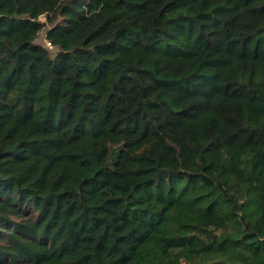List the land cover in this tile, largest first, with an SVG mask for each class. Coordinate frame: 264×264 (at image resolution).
<instances>
[{
    "label": "trees",
    "instance_id": "obj_1",
    "mask_svg": "<svg viewBox=\"0 0 264 264\" xmlns=\"http://www.w3.org/2000/svg\"><path fill=\"white\" fill-rule=\"evenodd\" d=\"M181 253L264 264V0H0V264Z\"/></svg>",
    "mask_w": 264,
    "mask_h": 264
},
{
    "label": "rangeland",
    "instance_id": "obj_2",
    "mask_svg": "<svg viewBox=\"0 0 264 264\" xmlns=\"http://www.w3.org/2000/svg\"><path fill=\"white\" fill-rule=\"evenodd\" d=\"M40 19L46 20V17L42 16ZM45 39H46L45 38V32L42 31L40 34V37L38 38V42H40L41 44H45V41H46ZM179 261H180V264H196L200 260L195 259L192 256H188L186 254L181 253L179 255ZM207 261H208V259H207Z\"/></svg>",
    "mask_w": 264,
    "mask_h": 264
},
{
    "label": "built area",
    "instance_id": "obj_3",
    "mask_svg": "<svg viewBox=\"0 0 264 264\" xmlns=\"http://www.w3.org/2000/svg\"><path fill=\"white\" fill-rule=\"evenodd\" d=\"M46 41H45V46L47 47V48H49V49H54V44L50 41V40H48V39H45Z\"/></svg>",
    "mask_w": 264,
    "mask_h": 264
}]
</instances>
